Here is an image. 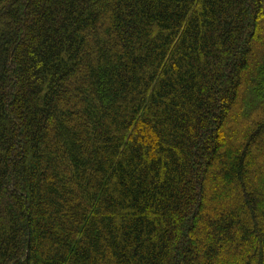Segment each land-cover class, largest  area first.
I'll return each mask as SVG.
<instances>
[{
  "label": "trees",
  "instance_id": "1",
  "mask_svg": "<svg viewBox=\"0 0 264 264\" xmlns=\"http://www.w3.org/2000/svg\"><path fill=\"white\" fill-rule=\"evenodd\" d=\"M0 264H264V0H0Z\"/></svg>",
  "mask_w": 264,
  "mask_h": 264
}]
</instances>
